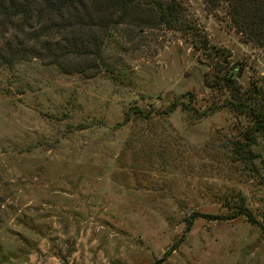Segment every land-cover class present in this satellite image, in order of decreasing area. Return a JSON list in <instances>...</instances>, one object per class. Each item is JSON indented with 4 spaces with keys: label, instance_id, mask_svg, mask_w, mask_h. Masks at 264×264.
<instances>
[{
    "label": "rangeland",
    "instance_id": "obj_1",
    "mask_svg": "<svg viewBox=\"0 0 264 264\" xmlns=\"http://www.w3.org/2000/svg\"><path fill=\"white\" fill-rule=\"evenodd\" d=\"M140 1L106 27L0 15V264H264V131L211 85L263 105L264 45L226 2L163 22L169 0ZM241 203L258 224L188 225Z\"/></svg>",
    "mask_w": 264,
    "mask_h": 264
},
{
    "label": "trees",
    "instance_id": "obj_2",
    "mask_svg": "<svg viewBox=\"0 0 264 264\" xmlns=\"http://www.w3.org/2000/svg\"><path fill=\"white\" fill-rule=\"evenodd\" d=\"M134 1L140 0H0V15H3L5 22L8 24L18 23L21 27L30 25L33 18L36 21L45 20V25L42 29H50L55 26V20H67L75 14L77 21L83 19L84 15L93 18L100 22V26H107L111 21L117 19L122 21L127 16V9L135 7ZM181 0H169L168 2H157V13L163 22L170 21V17L176 20L179 9H182ZM134 2V3H133ZM206 5L216 6L219 3L226 2L228 5V15L247 41L264 45V0H204ZM132 4V5H131ZM137 7V6H136ZM83 11V13H81ZM21 19V21H20ZM49 21L51 23H49ZM183 25V24H181ZM198 31H192L193 37L196 40V45L212 54L213 58L222 56V48L213 47L211 50L209 43L205 37L199 38ZM43 33L38 32L37 37ZM92 36H88V39ZM98 40L97 36H95ZM223 57V56H222ZM224 60L221 59V62ZM217 64H220L218 62ZM218 71L222 72V68ZM227 72V73H226ZM218 79H213L212 86L221 83L225 86L232 97V105L241 107L244 111L250 113L253 120L254 129L264 131V104L260 100H256V96H252L248 91H242L232 74H228L226 70L223 74H218ZM237 215H244L253 223L258 224V221L253 217L252 213L242 203L238 206V210L231 215L210 216L200 212H193L191 217L187 219L188 225L195 218L213 217L214 219L234 218ZM261 227L264 229L263 224Z\"/></svg>",
    "mask_w": 264,
    "mask_h": 264
}]
</instances>
